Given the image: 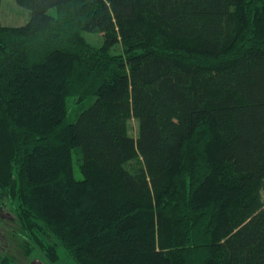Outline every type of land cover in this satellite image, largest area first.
<instances>
[{
	"label": "trees",
	"instance_id": "obj_1",
	"mask_svg": "<svg viewBox=\"0 0 264 264\" xmlns=\"http://www.w3.org/2000/svg\"><path fill=\"white\" fill-rule=\"evenodd\" d=\"M16 1L0 195L31 240L79 264H264V0Z\"/></svg>",
	"mask_w": 264,
	"mask_h": 264
},
{
	"label": "rangeland",
	"instance_id": "obj_2",
	"mask_svg": "<svg viewBox=\"0 0 264 264\" xmlns=\"http://www.w3.org/2000/svg\"><path fill=\"white\" fill-rule=\"evenodd\" d=\"M55 13L54 9L50 10ZM30 10L27 7L21 6L16 0H2L1 5V21L4 25L18 26L28 22ZM88 40L94 44H99L101 37L96 33L86 32ZM121 51V46L113 49V53ZM80 102L72 112V118H76V114L89 102ZM130 132L137 136L139 130V122L136 118H132L129 122ZM78 151V150H77ZM74 151L75 158V174L78 178L82 177L78 157L80 153ZM16 173L14 172V177ZM264 198V192H263ZM19 201L13 202L4 195H0V264H79L77 260L64 249V247L51 235L43 236L35 234L34 240L43 242V246H39L31 240L30 236L22 226L20 215L17 206ZM46 234V233H45ZM49 234V233H48ZM31 241V246L28 248L25 241ZM54 246L55 252L51 253L48 248ZM53 251V249H51Z\"/></svg>",
	"mask_w": 264,
	"mask_h": 264
}]
</instances>
